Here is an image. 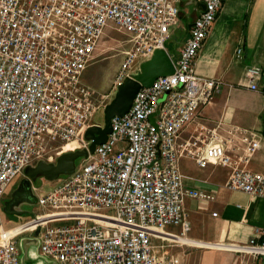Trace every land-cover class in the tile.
Here are the masks:
<instances>
[{
	"label": "built area",
	"instance_id": "1",
	"mask_svg": "<svg viewBox=\"0 0 264 264\" xmlns=\"http://www.w3.org/2000/svg\"><path fill=\"white\" fill-rule=\"evenodd\" d=\"M181 1L0 0V221L8 189L25 168L52 161L53 143L72 145L70 151L89 147L84 135L105 97L83 75L109 24L131 36L114 77L117 90L157 49L167 50ZM201 1L174 74L142 87L130 110L112 119L107 141L39 196L43 213L29 225H36L32 233L41 228L40 257L55 264H180L176 255L158 254L153 240L184 238L191 230L186 200L214 199L184 185V158L200 168L230 169L227 188L264 199V174L248 168L262 146L257 131L212 129L180 142L222 86L197 74L195 61L225 0ZM236 55L242 57L243 47ZM245 76L251 90L264 91V65L248 67ZM58 149L56 156L64 147ZM68 221L75 223L62 224ZM170 226L181 232L167 234ZM15 238L0 243V264H23ZM250 244L264 250V242Z\"/></svg>",
	"mask_w": 264,
	"mask_h": 264
},
{
	"label": "crops",
	"instance_id": "2",
	"mask_svg": "<svg viewBox=\"0 0 264 264\" xmlns=\"http://www.w3.org/2000/svg\"><path fill=\"white\" fill-rule=\"evenodd\" d=\"M203 9L201 0L181 1L179 25L171 30L172 36H180L181 44L173 47L171 52L166 46L174 59H178L180 49L189 37L190 27ZM240 46L243 47V55L238 58L236 50ZM263 65L264 0H225L195 61L197 74L216 79L222 86L196 121L183 131L180 142L207 135V131L212 129L221 134L232 127L255 130L262 137V146L248 168L264 174V91L251 90L245 76L248 67ZM180 168L187 188L214 197L210 201L186 200L185 207L192 226L188 238L210 248H219V245L243 248L254 240L261 243L264 239V199L227 188L231 171L226 167L209 164L206 168H200L196 162L184 158L180 161ZM43 182L47 181L40 184ZM40 184L35 187L38 197L52 189L45 191ZM200 225L204 227L203 233L197 231ZM210 226L211 230L208 229ZM165 232L179 234L181 227L170 226ZM31 237H34V233ZM175 237L166 236L168 241L161 240L163 244L156 245L157 253L176 255L183 264L186 255L171 249L167 242L171 240L190 246L196 244L186 238L177 240ZM19 252L23 264H55L39 256V246L30 245L25 252L19 245Z\"/></svg>",
	"mask_w": 264,
	"mask_h": 264
},
{
	"label": "rangeland",
	"instance_id": "3",
	"mask_svg": "<svg viewBox=\"0 0 264 264\" xmlns=\"http://www.w3.org/2000/svg\"><path fill=\"white\" fill-rule=\"evenodd\" d=\"M180 20V17H179ZM179 25V24H178ZM173 35V34H172ZM170 36L167 41V48L171 52L173 47L181 44V38L178 35ZM130 34L123 28H120L113 23H110L107 29L104 32L103 37L99 43V46L95 53L92 56V60L89 64V67L83 75V82L94 88L96 91L104 95V103L107 105L115 97V90L112 85L114 77L119 69V66L124 59L126 53L130 50ZM138 72V71H137ZM95 125H104V108L100 110L97 116L94 119ZM63 146L65 148L66 144L63 143H53L51 153L54 158L51 162H55L57 157L56 154L61 152L59 147ZM69 150V149H68ZM71 150V149H70ZM69 152V151H63ZM62 152V153H63ZM87 160V159H86ZM85 161V160H84ZM81 160L77 161L78 167L84 162ZM23 175L20 176L8 189L7 193L4 196V202L11 198L12 192L15 190L17 184L22 179ZM59 182H43L41 188L48 191ZM40 189V188H39ZM36 191V190H35ZM45 193V192H44ZM32 213L40 215L43 213V210L38 208V205L28 207ZM110 213V212H109ZM33 217L29 214H23L20 216L16 215H7L4 214L2 220L0 221V235L3 233L14 231L13 235L10 237L16 236L20 233H24L26 229H32L36 225H29L32 222ZM74 221L64 222L62 224H74ZM191 223V222H190ZM209 230L212 229V226L208 227ZM192 230V226H191ZM190 230V231H191ZM36 231V230H35ZM190 231L184 235V238L190 240L194 244H201V242L194 241L188 238ZM198 232L203 233L204 227L200 225L197 229ZM35 233V232H34ZM32 231H28L24 234H20L15 238V241L22 248V241L24 239H32ZM4 237V236H2ZM1 240V236H0ZM206 243V242H202ZM154 244L160 246L163 244L161 240L155 239ZM167 245L171 249L177 250V252L183 256L186 255L183 264H264V250L261 249H252L251 245L247 249H240L236 245H219L218 248H210L208 246H190L183 243H178L174 241L167 242ZM262 246V245H259ZM173 247V248H172ZM232 247V248H231Z\"/></svg>",
	"mask_w": 264,
	"mask_h": 264
},
{
	"label": "water",
	"instance_id": "4",
	"mask_svg": "<svg viewBox=\"0 0 264 264\" xmlns=\"http://www.w3.org/2000/svg\"><path fill=\"white\" fill-rule=\"evenodd\" d=\"M175 70L174 58L167 50L157 49L150 60L141 64L139 71L133 77L127 78L118 87L115 97L105 105L104 125H93L87 129L84 138L89 143L88 148L64 152L55 162L41 160L35 166L25 168L23 177L12 192L11 198L4 202L5 214L16 216L29 214L35 218L34 213L25 209L38 205L39 197L35 187L42 181L55 182L71 176L78 168V160L82 162L88 159L90 154L95 152L97 145L107 141L108 135L112 132V119L116 116L122 117L130 110L140 89L153 86L159 77L174 74ZM150 121L154 124V117H151ZM40 231L41 228L38 227L32 239L22 241V249L25 252L30 245L39 246Z\"/></svg>",
	"mask_w": 264,
	"mask_h": 264
},
{
	"label": "bare ground",
	"instance_id": "5",
	"mask_svg": "<svg viewBox=\"0 0 264 264\" xmlns=\"http://www.w3.org/2000/svg\"><path fill=\"white\" fill-rule=\"evenodd\" d=\"M72 148V145H69V146H65V148H64V151H70V149ZM69 149V150H68ZM36 227V226H35ZM34 227V228H35ZM34 228H32V229H30V230H28V231H32ZM27 231V232H28ZM26 233V232H25ZM20 234H24V233H20ZM20 234H18V235H20ZM18 235H16V236H13V237H17ZM6 235H4V237H1V240H0V243L3 241V240H6V239H8V238H11L10 236L9 237H6Z\"/></svg>",
	"mask_w": 264,
	"mask_h": 264
},
{
	"label": "trees",
	"instance_id": "6",
	"mask_svg": "<svg viewBox=\"0 0 264 264\" xmlns=\"http://www.w3.org/2000/svg\"><path fill=\"white\" fill-rule=\"evenodd\" d=\"M264 242V239H262L261 244Z\"/></svg>",
	"mask_w": 264,
	"mask_h": 264
},
{
	"label": "flooded vegetation",
	"instance_id": "7",
	"mask_svg": "<svg viewBox=\"0 0 264 264\" xmlns=\"http://www.w3.org/2000/svg\"><path fill=\"white\" fill-rule=\"evenodd\" d=\"M25 209H28V207H25Z\"/></svg>",
	"mask_w": 264,
	"mask_h": 264
}]
</instances>
